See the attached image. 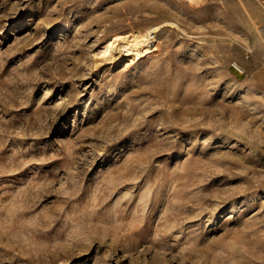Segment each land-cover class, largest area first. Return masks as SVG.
Listing matches in <instances>:
<instances>
[{"label":"rangeland","instance_id":"374dc122","mask_svg":"<svg viewBox=\"0 0 264 264\" xmlns=\"http://www.w3.org/2000/svg\"><path fill=\"white\" fill-rule=\"evenodd\" d=\"M258 27L264 0H0V264H264Z\"/></svg>","mask_w":264,"mask_h":264},{"label":"bare ground","instance_id":"6f19581e","mask_svg":"<svg viewBox=\"0 0 264 264\" xmlns=\"http://www.w3.org/2000/svg\"><path fill=\"white\" fill-rule=\"evenodd\" d=\"M162 26L163 24L155 25L146 32L132 31L108 39L97 59L105 65H113L120 60L132 63L143 59L157 46L152 42H156L154 34L159 33Z\"/></svg>","mask_w":264,"mask_h":264},{"label":"built area","instance_id":"2783aa9c","mask_svg":"<svg viewBox=\"0 0 264 264\" xmlns=\"http://www.w3.org/2000/svg\"><path fill=\"white\" fill-rule=\"evenodd\" d=\"M174 1H180V0H174ZM258 34L261 37V43L264 46V27H258Z\"/></svg>","mask_w":264,"mask_h":264}]
</instances>
